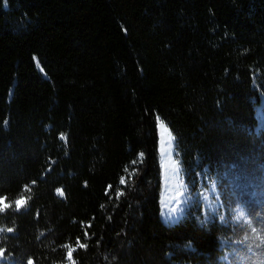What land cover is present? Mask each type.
Returning a JSON list of instances; mask_svg holds the SVG:
<instances>
[{
	"label": "trees",
	"instance_id": "1",
	"mask_svg": "<svg viewBox=\"0 0 264 264\" xmlns=\"http://www.w3.org/2000/svg\"><path fill=\"white\" fill-rule=\"evenodd\" d=\"M262 97L264 0H0V249L223 264L222 240L264 226ZM158 121L192 188L212 179L228 211L247 191L245 221L194 195L162 219Z\"/></svg>",
	"mask_w": 264,
	"mask_h": 264
},
{
	"label": "rangeland",
	"instance_id": "2",
	"mask_svg": "<svg viewBox=\"0 0 264 264\" xmlns=\"http://www.w3.org/2000/svg\"><path fill=\"white\" fill-rule=\"evenodd\" d=\"M261 100L262 103H264V97H262ZM256 115L260 122L264 116L261 106L257 107ZM158 127H161V138L164 148L165 179L167 182L171 180L172 183L171 186H168L166 182L164 184L165 188L162 198L164 206L163 211H161L162 219L166 222H171L179 218L191 204L194 195L201 201V205L204 209L210 212H215V210L218 209V214L221 219H227L228 213L231 212L233 214L231 217L232 221H245L246 219L244 217L241 200L243 198L242 194H245L247 191L243 190L240 186L236 188L237 180L235 177H228L226 180L227 187H231L232 190L236 188L235 193L238 199V203L228 211L227 207L220 201L219 191L215 189L212 179L208 182L207 187L202 186L198 182L192 188L191 184L187 183L185 180V171L181 168L175 156L172 133L163 121H158ZM210 198L213 199V201H210ZM22 204L23 201L19 206ZM258 236L259 238H257ZM263 242V225L259 224L256 232L253 229H243L241 233L229 236L226 240H222L224 254L221 260L223 264H264V256L263 260H259L252 256L258 243ZM0 264H13V259L9 255L2 253L0 254Z\"/></svg>",
	"mask_w": 264,
	"mask_h": 264
},
{
	"label": "bare ground",
	"instance_id": "3",
	"mask_svg": "<svg viewBox=\"0 0 264 264\" xmlns=\"http://www.w3.org/2000/svg\"><path fill=\"white\" fill-rule=\"evenodd\" d=\"M163 145H162V138H161V127H158V153H159V165H160V174H161V193H160V206L161 211H163V192H164V184L165 182L168 183V186H171V180L169 182L165 179V164H164V158H163ZM167 186V188H168ZM160 216L162 217V214L160 213ZM222 243V241H221Z\"/></svg>",
	"mask_w": 264,
	"mask_h": 264
},
{
	"label": "snow or ice",
	"instance_id": "4",
	"mask_svg": "<svg viewBox=\"0 0 264 264\" xmlns=\"http://www.w3.org/2000/svg\"><path fill=\"white\" fill-rule=\"evenodd\" d=\"M124 181H123V179L121 180V183H123ZM58 192H60V190L58 189L57 190ZM62 194V193H61ZM0 202H2V201H0ZM16 203H17V206H19L21 203H22V201L21 200H18V201H16ZM5 207H7V205H5ZM8 231H12V229H8ZM257 238H259V236L257 237ZM81 247H83L84 245H80ZM3 253V250L2 249H0V254H2ZM69 258H71V250L69 251ZM29 264H32V262L31 261H29Z\"/></svg>",
	"mask_w": 264,
	"mask_h": 264
}]
</instances>
